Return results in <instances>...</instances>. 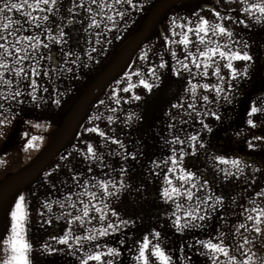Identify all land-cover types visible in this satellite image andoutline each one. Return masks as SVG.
I'll return each mask as SVG.
<instances>
[{
    "label": "crops",
    "instance_id": "0c3cea01",
    "mask_svg": "<svg viewBox=\"0 0 264 264\" xmlns=\"http://www.w3.org/2000/svg\"><path fill=\"white\" fill-rule=\"evenodd\" d=\"M133 2L137 5L135 9L127 5L116 6L126 12L123 20L116 13V8H111L105 11L103 16L96 17L97 21L101 22L100 28H88L91 21L86 10L78 9V14L69 13L68 8L72 5V0H62V3L58 5L59 11L51 17L49 23L53 29V35L59 36L57 29H63L64 39L67 41L63 47L66 51L71 50L81 55L80 66L75 68L73 73H52L50 80L42 76L37 77L42 86L49 88V93L43 94L47 102L44 100L33 102L30 97H21L24 103L14 104L7 113L9 119L6 125L0 124V184L8 180L12 184H2L7 188L0 196V236L6 238L10 235V231L7 233L5 231L10 228L9 210L14 209L19 195H24L26 207L30 206L28 239L34 247L31 253L33 264H57L62 257L66 264L75 262L72 256H66L67 251L62 249V251L49 253L42 250V245L49 242L56 249L62 247L49 238L53 235H63L67 221L71 217L64 216L60 219L56 217L68 212L74 215L80 214L81 205L78 201L82 198L79 194L83 192L80 185L88 181L86 187L89 191V185L97 182V176L107 172L105 167L108 165V158L110 160L113 151L119 149V146H114L112 140L117 133H123V124L129 128L130 121L133 125L135 120L145 118L147 108L144 103L152 101L155 97H158L159 101L168 90L167 88L192 87L193 84L198 85L202 80H208V78L200 77L193 79L182 69L178 60L170 55L171 51H176L183 59L182 45L167 46L163 42L164 36H170L169 30L173 18L177 23L190 21L193 26H197L201 18L208 19L210 24H223L233 31L235 40L240 42L237 44V50L246 44L247 47L243 50L252 56L249 62L233 61L234 67L241 69L238 71L242 72L263 67L260 65L264 56V24L257 23L251 12L246 15L239 0L236 2L231 0H133ZM255 2L259 0H247V3ZM85 3L87 4L88 0H85ZM112 3L113 0H108L109 5ZM216 12H220L222 20L215 16ZM10 15L14 18L19 17V14L15 12ZM34 15H40V13L36 12ZM109 15L114 17L116 24L107 20ZM229 17L232 19H228ZM70 20L72 23H69ZM240 20H244L247 27L239 23ZM25 28L29 30L20 33L21 35H36L40 31L34 27L29 28L27 24ZM98 32L102 33L99 37L96 35ZM137 36L143 41L130 49L133 45L131 41ZM191 38L195 39L194 36ZM217 38L226 42L224 38ZM97 39H100L102 43L97 44ZM42 40L46 41V37L42 36ZM189 47L194 49L196 45ZM93 48H96L95 52H92ZM145 50L149 53V59L142 61L139 57ZM41 51L48 52L45 49ZM125 51L129 59L117 65L116 61L124 57ZM50 52L54 61H61L60 46L51 45ZM85 53H91L93 58L89 59ZM156 53L163 54L167 66L157 68L156 78L151 79L146 76V73L149 68L156 67L160 63V56ZM225 62H220L221 72L227 73L230 70L223 67ZM42 64L50 66L48 61H43ZM24 66L28 67L27 64ZM141 69H143L141 78H146L154 84L152 90L143 89L139 85V80L133 77L130 83L136 85L135 89L131 93H120L123 98L120 105L110 102L112 90L118 87L117 81L125 80L131 71ZM178 72L180 75H177ZM237 74L240 75L239 72ZM13 75L9 74L10 77ZM227 76L230 77V74L223 77ZM211 80L216 78L213 77ZM231 85L238 84L227 83V86ZM123 86L126 85H119V87ZM37 95L39 97L41 93L38 92ZM135 95H140L141 99H132ZM49 96L60 99V105L52 103ZM175 99L177 100L176 95ZM101 101H105V104L102 105ZM112 107L117 108L118 111L113 113L110 110ZM109 116L113 117L112 121L108 120ZM34 125L40 127L37 128ZM88 128L98 130L89 132ZM100 132H104L105 136L101 137ZM33 136L38 139L32 141ZM122 140L124 142V138ZM30 143L34 146L29 147ZM88 145L93 146L95 158L93 153H87ZM34 166H42L44 169L42 172L30 173L28 170ZM69 196L71 199L65 203L63 210L53 204V222L42 225V218L39 215L41 211H45L41 207L42 203L45 200L63 201ZM76 202L78 210L70 207L71 203ZM3 247L4 245L0 243V259L4 256Z\"/></svg>",
    "mask_w": 264,
    "mask_h": 264
},
{
    "label": "snow or ice",
    "instance_id": "6c2138e0",
    "mask_svg": "<svg viewBox=\"0 0 264 264\" xmlns=\"http://www.w3.org/2000/svg\"><path fill=\"white\" fill-rule=\"evenodd\" d=\"M231 2H236V0H231ZM60 3H62V0H0V69H3V71H0V117H3V119H0V124L6 125L9 119L7 113L14 104L24 103V99H21V97H30L33 102H40L41 100L47 102L43 94L49 93V88L42 86L38 82L37 77L42 76L46 80H50L52 73H73L74 69L80 66L81 55L71 50L66 51L63 47L67 43L64 39L63 29H57L59 36L52 34L53 29L49 22L51 17L59 11L58 5ZM239 3L246 15L251 12L253 19L257 23L264 24V0H259V2L255 3H247V0H239ZM246 3L247 6H245ZM117 5H127L133 9L137 7L133 0H113L111 5L108 4V0H88L87 4L85 0H72V5L68 8V12L77 13L78 9H85L91 21L88 24V28H100L101 22H98L96 17L103 16L104 12L111 8H116V13L121 20L125 18L126 12L116 7ZM13 12L18 13L19 17L14 18L8 15ZM36 12H39L40 15H34ZM215 16L221 20L223 19L220 12H216ZM228 19L231 20L232 18L229 17ZM107 20L113 24L117 23L111 15L107 16ZM69 23H72V21L70 20ZM239 23L247 27L244 20H240ZM26 24L29 28L34 27V29L40 31L36 35H21L20 33L29 30L25 28ZM169 31L170 36H164L163 42L167 46L173 44L182 45L183 59L180 58L176 51H171L170 55L178 60L182 69L188 72L193 79L197 77L201 79L208 78V82L202 85H192L190 89L192 96L187 105H173L174 108L184 110L183 114L178 113V122L173 119L168 125L169 129L173 130L172 139L169 143L179 146V150L176 147L172 148V152H178V155H171L167 159L156 163L157 168H166L165 181L171 186V188H164L163 191L164 198L175 204V210L172 212V217H170L171 222L178 233L186 234L196 229H203L206 221L211 219L212 212L216 211L217 206L222 204L223 201L219 196H213L207 188L206 183H200L194 173L182 166V159L185 155L184 146L186 143L190 149H195L197 143L199 147H204L202 142H198L197 135H183L184 129L182 125L188 123L189 119H199L203 127L207 128L208 126L201 119L205 115V112L200 111V108H204L207 114L213 116L215 119H220L219 115L208 110V105L213 102L214 97L210 99V96L206 94L215 92L216 96H221L223 93L229 91V89L220 86V81L225 79L221 75L220 62L226 61L223 67L230 70L231 79H237V68L234 67L233 61L249 62L252 60V56L243 50V48L247 47L246 44L243 45V48L237 50V44L240 42L235 40L233 31L221 23L210 24L208 19L201 18L198 21V25L193 26L190 21L177 23L175 18H173ZM96 35L99 37L102 33L98 32ZM42 36L46 37V41L42 40ZM192 36L195 37L194 40L191 38ZM217 37L224 38L226 42H222ZM96 43L101 44L102 41L97 39ZM53 44L60 46L62 56L59 62L54 61L50 52L51 45ZM193 44L196 45L194 49L189 47ZM41 49L48 50V52L45 53ZM95 51L96 48H93L92 52ZM85 54L89 59L93 58L91 53ZM156 54L160 56V63L156 67L149 68L146 73V76L151 79L156 78L157 68L167 66L163 54ZM139 59L142 61L148 60V51L145 50ZM43 61H48L50 66L43 65ZM25 64L28 65L27 68L24 66ZM142 72L143 69L131 71L125 80L117 81L118 87L112 90L109 98L110 102L120 105L123 99L120 93H131L135 89L136 85L130 83L133 77L139 80V85L143 89L151 91L154 84L150 83L146 78H141ZM10 73L14 75L10 77ZM244 74L246 75V72ZM177 75H180V73L178 72ZM212 77L216 78L217 83L214 84L211 82ZM119 85L126 86L119 87ZM197 87L203 90L199 96L196 95ZM54 91L58 90L54 89ZM38 92L41 93L39 97L37 95ZM49 98L52 103L57 106L60 105V99L51 96ZM224 98L227 99V96H224ZM132 99L140 100L141 97L140 95H135ZM100 103L103 105L105 101H101ZM110 110L113 113L118 111L115 107H112ZM262 112H264V109L253 106L249 112V116L258 115ZM185 117L188 119H185ZM95 119H100V117H95ZM108 120L112 121L113 117L109 116ZM247 123L252 127H256L252 119H249ZM34 127L38 128L40 126L34 125ZM97 130L96 128L87 129L89 132H96ZM99 135L104 137L105 133L100 132ZM260 138L257 137V139ZM37 139L38 137L36 136L31 137L32 141ZM112 143L123 146L122 141L119 140L113 139ZM28 146L33 147L34 145L30 143ZM249 147H252V145L249 144ZM86 151L87 153H93V158H95L92 145H88ZM193 154L195 153L193 152ZM132 158L135 159V156ZM214 160L221 166L231 165L236 170L233 173L221 167L219 170L224 173L225 177L236 176L244 172L242 161L239 159H227L224 156H215ZM169 164L171 167H167ZM88 170L91 172V168ZM173 177H175V183ZM73 179L75 180L76 177L74 176ZM93 179L95 178L93 177ZM77 183L79 184L80 182L77 180ZM87 184L88 181H85L84 184L80 185V187L84 188V191L79 195L89 197L87 202L84 199L78 201L79 205L82 206L81 214L74 215L72 212H68L62 213L60 217L56 218L60 219L64 216L71 217L67 222L69 224L78 223L79 227L88 234L75 235L73 230L69 229L67 234L60 236L53 235L49 239L60 245L68 246L69 249L73 248L71 244L72 240L76 241L75 248L77 249H83L85 241L89 246L99 249L93 252H85L80 257V264H91V262H98V264H119V261L123 259L122 251L116 247L108 246L106 243L100 244L98 240L102 237L115 235L120 225L127 226L129 221L120 220L118 224L108 222L107 213L104 212L102 207L93 203L94 200L99 199L100 203L103 204V198L98 197L95 192H89L86 187ZM100 185L105 193L112 194L108 191L107 183L100 182ZM92 186L96 187V185ZM175 198L182 199L183 203ZM69 199H71L70 196L65 197L63 201L45 200L41 205L45 211L39 213L42 218L41 224H51L53 222V204H56L63 210L65 203ZM213 200L214 203H210ZM70 207L76 209L77 203H71ZM104 207H107V205L105 204ZM93 209L95 213L100 214L98 217L90 215ZM46 214L47 218H45ZM112 215L115 216L116 213L113 212ZM241 215V222L232 226L231 232L226 233L220 230L215 237L209 236L208 239H198L195 241V245L206 250L200 254L208 257L211 260V264H252V257L257 254L253 249L255 240L250 235H245V231L258 234L262 242H264V227H262L264 225V203L259 206L253 203L251 207L245 208ZM9 216L10 228L5 231L6 233L10 231V235H7L6 238L5 236H0V243L4 245L2 249L4 256L0 259V264H33L31 253L34 251V247L28 239L30 206L26 207V198L24 195H19L14 209L9 210ZM93 220H96L100 224V227L95 229L97 235L91 234L93 230L86 228V224H91ZM249 223L252 225L251 228H249ZM225 224H227L226 220ZM227 236L232 237L229 243H225ZM150 237L155 238L154 243L150 241ZM160 239L161 233L156 231L155 233H150V235L142 236L135 250L129 247L128 250L134 252L131 258L133 264H156V260L159 261V264H177V257L173 256L168 249L162 246ZM119 243L123 245L125 241L120 240ZM195 245H189V247ZM246 246L247 251H245ZM105 248L107 251H104ZM42 250L49 253L62 251V249L54 248L49 242H45L42 245ZM72 254L75 255V251ZM242 257L244 259H241ZM187 259H190V257ZM262 264H264V261H262Z\"/></svg>",
    "mask_w": 264,
    "mask_h": 264
},
{
    "label": "rangeland",
    "instance_id": "374dc122",
    "mask_svg": "<svg viewBox=\"0 0 264 264\" xmlns=\"http://www.w3.org/2000/svg\"><path fill=\"white\" fill-rule=\"evenodd\" d=\"M139 38L137 36L135 40L131 41L133 45L130 49L143 41ZM262 58L260 66L263 67L258 70H248L245 75V72L237 69V72L240 73L237 79L227 76L223 81H220L221 87L229 89L223 95L216 96L215 92L206 93L210 99L214 97L213 102L208 105V110L215 112L220 119H215L208 115L204 108H200V111L205 112L201 119L208 126L207 128L203 127L199 119H189L188 123L182 125L183 135H197L198 142L204 144L203 148L199 147L197 143L195 149H190L186 143L182 166L194 173L200 183H206L213 196H219L223 201L217 206L216 211L212 212L211 219L206 221L203 229H196L186 234L176 231L170 219L175 210V204L163 196L164 188H171L165 181L166 168L156 167V163L161 160L174 154L178 155V152H172L173 147L179 150V146L169 143L173 130H170L168 125L173 119L179 121L178 113L183 114L184 110L174 108L173 105H187L192 96L191 87L167 88L168 90L159 101L158 97H155L152 101L144 103L147 108L145 118L135 120L133 125L130 121L129 128L123 124V133L115 135V140L122 141L123 146L114 145L115 147L119 146V149L113 151L110 160L108 158V165L105 167L108 173L97 176V182H92L89 185V192H95L98 197L103 198V204L99 199L94 200L93 203L102 207L107 213L108 222L118 224L120 220L129 221L127 226L120 225L115 235L102 237L98 240L100 244L106 243L108 246L116 247L122 251L123 259L119 261V264H133L131 258L134 252H130L129 247L135 250L142 236L150 235L156 231L161 233L160 243L162 246L177 257V264H211L208 257L200 254L206 250L195 245V241L208 239L209 236L215 237L220 230L226 233L231 232L232 226L241 222V214L245 208L251 207L253 203L257 206L264 203V112L249 116L253 106L264 109V56ZM128 59V53L126 54L125 51L124 57L118 58L116 64L119 65ZM221 73L222 76L230 74V72ZM204 81L208 82V80H202L198 85H202ZM211 82L215 84L217 80H211ZM228 82H236L238 85L227 86ZM202 91L200 87H197L196 95H201ZM224 96H227V99ZM185 119L188 118L185 117ZM249 119L254 121L256 127L247 123ZM257 137L261 138L257 139ZM249 144L252 147H249ZM133 156L135 159L132 158ZM215 156L241 160L244 172L236 176L225 177L224 173L219 170L221 167L233 173L236 170L231 165H219L214 160ZM34 167L28 171L35 173L42 172L44 169L42 166ZM167 167H171V165L169 164ZM173 180L175 183V177ZM100 182L107 183L111 195L103 191ZM10 183L9 181L6 185H12ZM2 184H0V196L7 188ZM92 185H96V187ZM81 199L87 202L89 197L83 196ZM175 199L183 203L182 199ZM210 203H214V200ZM105 204L107 207H104ZM113 212L116 213L115 216L112 215ZM90 215L98 217L100 214L95 213L93 209ZM225 220L227 224H225ZM99 227L100 224L96 220H93L91 224H86V228L93 230L91 233L93 235H97L95 229ZM251 227L252 225L249 223V228ZM69 229H72L75 235L88 234L79 227L78 223H68L64 234H67ZM245 235H250L255 240L253 249L257 254L252 257V264H262L264 242L254 232L245 231ZM120 240L125 243L121 245ZM231 240L232 237L227 236L225 243H229ZM150 241L154 243L155 238L150 237ZM71 244L73 245L72 249L65 245H61L62 247H58V249L67 251L66 256L70 255L75 260L72 262L73 264H80V257L85 252L99 250L89 246L86 241L83 249L75 248V240H72ZM189 245L195 246L189 247ZM73 251H75V255L72 254ZM104 251L107 249L105 248ZM245 251H247V246ZM188 257L190 259H187ZM63 259L64 257L57 264H66ZM221 259L223 260V258ZM91 264H98V262H91ZM156 264H159L158 260H156Z\"/></svg>",
    "mask_w": 264,
    "mask_h": 264
},
{
    "label": "trees",
    "instance_id": "16d2710c",
    "mask_svg": "<svg viewBox=\"0 0 264 264\" xmlns=\"http://www.w3.org/2000/svg\"><path fill=\"white\" fill-rule=\"evenodd\" d=\"M3 183L7 184V183H9V181H8V182L5 181V182H3Z\"/></svg>",
    "mask_w": 264,
    "mask_h": 264
}]
</instances>
